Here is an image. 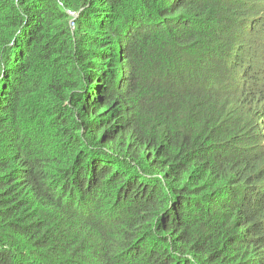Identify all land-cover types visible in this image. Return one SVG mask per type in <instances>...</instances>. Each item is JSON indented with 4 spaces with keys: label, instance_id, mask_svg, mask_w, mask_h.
Wrapping results in <instances>:
<instances>
[{
    "label": "trees",
    "instance_id": "obj_1",
    "mask_svg": "<svg viewBox=\"0 0 264 264\" xmlns=\"http://www.w3.org/2000/svg\"><path fill=\"white\" fill-rule=\"evenodd\" d=\"M0 264H264V0H0Z\"/></svg>",
    "mask_w": 264,
    "mask_h": 264
},
{
    "label": "rangeland",
    "instance_id": "obj_2",
    "mask_svg": "<svg viewBox=\"0 0 264 264\" xmlns=\"http://www.w3.org/2000/svg\"><path fill=\"white\" fill-rule=\"evenodd\" d=\"M71 26H72V24H71Z\"/></svg>",
    "mask_w": 264,
    "mask_h": 264
}]
</instances>
